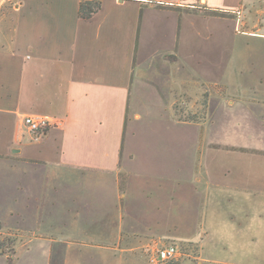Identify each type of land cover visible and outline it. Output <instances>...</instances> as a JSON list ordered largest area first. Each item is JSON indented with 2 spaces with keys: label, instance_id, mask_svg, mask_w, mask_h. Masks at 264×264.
I'll list each match as a JSON object with an SVG mask.
<instances>
[{
  "label": "crops",
  "instance_id": "1",
  "mask_svg": "<svg viewBox=\"0 0 264 264\" xmlns=\"http://www.w3.org/2000/svg\"><path fill=\"white\" fill-rule=\"evenodd\" d=\"M86 1L101 8L84 19ZM180 89L194 114L206 101L198 122L175 116ZM28 116L57 125L36 140ZM182 143L209 208L188 241L201 263L264 264V0H0V264L33 247L26 264H66L72 247L30 237L33 223L153 235L144 221L173 214ZM154 175L165 182H142Z\"/></svg>",
  "mask_w": 264,
  "mask_h": 264
},
{
  "label": "rangeland",
  "instance_id": "2",
  "mask_svg": "<svg viewBox=\"0 0 264 264\" xmlns=\"http://www.w3.org/2000/svg\"><path fill=\"white\" fill-rule=\"evenodd\" d=\"M249 54H251V52H249ZM156 73L157 72H155L154 77L158 79V82H161ZM201 88L202 86L196 85L194 90H190L193 91L194 94H200ZM188 92L192 94V92L187 89H180L179 92L174 95V109L177 110L176 113L180 116H186L187 114L193 113L190 111L192 108L193 97H190ZM198 103L199 107L195 106L198 108V113L195 115L198 119H200L202 118L203 111L201 107L206 105V101L203 96H201ZM140 130L142 133V129ZM189 134L190 131L187 132V129H180L179 131L180 137H187ZM179 148L177 162L178 173L175 174V182L180 185L177 198H173V201H171L173 202L172 207H174L173 214L159 218H148L147 222L144 221L146 225L154 227L152 232L153 235L146 232L149 233L146 236L135 237L130 235L131 237L128 239L117 240L113 243H105L106 241L100 240L101 238H96L91 241V239L89 240L87 236L80 233L75 235L68 232L67 234L61 235L51 228H45L43 226L42 229L39 230L36 228L35 223H33L31 226L32 233L30 237L43 236L49 240L57 239V241H63V243L67 244V246H71V250L66 255V264H149L145 253V247L153 242L160 244H178L183 252V255L180 261L174 264H202L200 257V245L198 243H190L188 241L191 240L201 242V239L204 237V227L206 218L208 217L209 208L204 206L202 201L203 196L198 197V193L194 192L193 194L195 196H193V194L191 195L189 173L193 165L192 155L190 154L186 143L180 144ZM154 157L157 158L156 154ZM163 176L154 175L150 178L142 177V182L148 183V185L150 184L154 187L157 185V182H165L162 178ZM133 178L136 179V177ZM132 181L134 182L135 180L133 179ZM136 214L138 217H141V208L138 209V213ZM134 225L137 227V224L134 223L133 226ZM136 230L141 231L138 228ZM33 240L35 241L32 244V247L37 246L40 243L35 238ZM33 249L34 250H32L28 256L27 254H20L22 261L20 264H26L27 259L30 257L40 260L38 258L39 255H36V248L33 247ZM55 259L57 262L58 256H52V262H54ZM204 259H206V256Z\"/></svg>",
  "mask_w": 264,
  "mask_h": 264
},
{
  "label": "built area",
  "instance_id": "3",
  "mask_svg": "<svg viewBox=\"0 0 264 264\" xmlns=\"http://www.w3.org/2000/svg\"><path fill=\"white\" fill-rule=\"evenodd\" d=\"M26 127L34 139H40L45 132L57 125L53 119L28 116L25 120ZM149 264H174L182 258L183 252L176 243L160 244L153 242L145 247Z\"/></svg>",
  "mask_w": 264,
  "mask_h": 264
},
{
  "label": "trees",
  "instance_id": "4",
  "mask_svg": "<svg viewBox=\"0 0 264 264\" xmlns=\"http://www.w3.org/2000/svg\"><path fill=\"white\" fill-rule=\"evenodd\" d=\"M101 6L100 3L94 1H86L81 4L80 7V16L84 19L92 17L100 10ZM209 15H220L219 12L216 11H208ZM175 109V116L182 122H198L199 119L196 117L195 114H187L186 116H180Z\"/></svg>",
  "mask_w": 264,
  "mask_h": 264
}]
</instances>
